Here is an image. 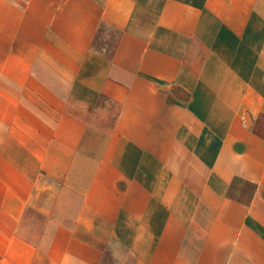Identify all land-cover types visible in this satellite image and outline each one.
Returning a JSON list of instances; mask_svg holds the SVG:
<instances>
[{"label":"crops","instance_id":"crops-1","mask_svg":"<svg viewBox=\"0 0 264 264\" xmlns=\"http://www.w3.org/2000/svg\"><path fill=\"white\" fill-rule=\"evenodd\" d=\"M0 264H264V0H0Z\"/></svg>","mask_w":264,"mask_h":264}]
</instances>
